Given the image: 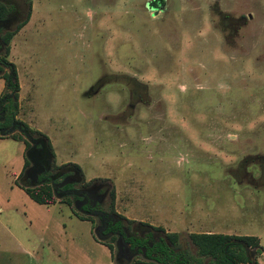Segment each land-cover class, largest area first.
<instances>
[{
	"label": "rangeland",
	"instance_id": "rangeland-1",
	"mask_svg": "<svg viewBox=\"0 0 264 264\" xmlns=\"http://www.w3.org/2000/svg\"><path fill=\"white\" fill-rule=\"evenodd\" d=\"M24 2L15 115L47 136L51 170L106 182L103 208L192 253L189 231L255 234L264 264V0ZM0 148V264L150 263L117 262L68 197L30 199L20 142Z\"/></svg>",
	"mask_w": 264,
	"mask_h": 264
},
{
	"label": "trees",
	"instance_id": "trees-1",
	"mask_svg": "<svg viewBox=\"0 0 264 264\" xmlns=\"http://www.w3.org/2000/svg\"><path fill=\"white\" fill-rule=\"evenodd\" d=\"M7 6V7H6ZM11 6L0 2V17L4 15ZM25 21L22 17L16 21L12 29H6L0 33V77L4 79V89L0 91V104L3 110V117L0 120V127H6L11 121H15L24 127L29 133L35 135L43 141L41 148V161L43 164L53 166V151L47 136L38 129L30 128L25 122L15 117L17 111V90L18 82L13 68V63L6 58L8 53V41L12 33L20 27ZM7 68V70H5ZM2 96H5L2 99ZM15 138H20L19 133L10 132ZM1 136V135H0ZM25 166L29 159L34 158L33 152L28 147L27 140L24 139ZM63 165V164H62ZM60 165V166H62ZM60 166H56L59 168ZM75 166V164H74ZM55 168V169H56ZM15 182L24 189L25 193L35 202L47 204L52 203L54 196L50 185L46 180L36 186H25L16 178ZM152 229L161 230L162 236L153 241V252H146L149 264H258L256 258L247 256L245 247L249 250L253 247L262 249L258 236L255 234H234L219 231H189L187 237L194 246L195 252H189L185 247L180 246L178 242V233L176 231H163L160 226H150ZM145 237H150L149 230H145ZM136 240L144 243V238L136 236ZM256 253V252H252ZM138 260L134 261V263Z\"/></svg>",
	"mask_w": 264,
	"mask_h": 264
},
{
	"label": "flooded vegetation",
	"instance_id": "flooded-vegetation-1",
	"mask_svg": "<svg viewBox=\"0 0 264 264\" xmlns=\"http://www.w3.org/2000/svg\"><path fill=\"white\" fill-rule=\"evenodd\" d=\"M0 2L11 6V8L5 11L4 15L0 17L1 33L6 29H12L14 23L21 19L23 10L26 8V2H24V0H0ZM4 98L5 96H2V99ZM0 110H2L1 104ZM0 117L1 120L3 113ZM11 122H14V125L16 124L15 121ZM8 126L0 127V129H5ZM20 127L25 129L21 125ZM16 130L18 129L15 128L11 132ZM9 133L10 132L6 134ZM17 133L20 134L19 139L23 143L22 163L16 176L19 182H23L25 186H36L46 180L50 185L54 197H68L69 203L75 210L86 216L92 215V230L95 236L100 239L113 240L114 258L117 262H129L137 253L146 256V252H153V241L157 240L162 234L157 235L155 232L149 230L150 237L147 238L145 237V230L147 229L137 230L134 227H128L126 223L122 222V218L117 213L111 211L109 208H103L108 192V184L106 182L91 180L88 183H82L78 168L73 164H63L59 168L51 170L48 163L44 165L43 161H41L40 154L43 141L29 132V137H26L20 130H18ZM24 139L27 140L29 149L33 152V155H35L34 158L31 157L29 159V162L25 166L23 165L25 154ZM76 182H78L79 185H75ZM106 203L109 205V201ZM136 236L143 237L144 243L138 242Z\"/></svg>",
	"mask_w": 264,
	"mask_h": 264
},
{
	"label": "crops",
	"instance_id": "crops-1",
	"mask_svg": "<svg viewBox=\"0 0 264 264\" xmlns=\"http://www.w3.org/2000/svg\"><path fill=\"white\" fill-rule=\"evenodd\" d=\"M4 85V80L2 77H0V87L2 88ZM1 91V90H0ZM19 99V96L17 97V100ZM17 117V114L15 115ZM4 137H10L11 139H15L16 141L20 142V145H21V160L19 161V164L18 166L15 168L14 170V173H13V176H14V182L16 180V176L18 174V171L20 170V167H21V163H22V148H23V143L22 141L19 139V138H15V137H12L11 135H8V134H3L0 136V140L3 139ZM6 157V156H5ZM2 162V149L0 148V163ZM15 184L20 187L16 182ZM21 188V187H20ZM23 189V188H22ZM24 191V189H23ZM25 192V191H24ZM29 197V196H28ZM31 199V198H30ZM198 231H216L214 229H203V230H198ZM221 232V231H219ZM227 233V232H226ZM263 250L261 249L260 252H262Z\"/></svg>",
	"mask_w": 264,
	"mask_h": 264
},
{
	"label": "water",
	"instance_id": "water-1",
	"mask_svg": "<svg viewBox=\"0 0 264 264\" xmlns=\"http://www.w3.org/2000/svg\"><path fill=\"white\" fill-rule=\"evenodd\" d=\"M2 113H3V111L2 110H0V115H2ZM1 118V117H0ZM18 129V130H20V131H22L23 132V134L26 136V137H29V134H28V132L25 130V129H23V128H21L20 127V125L18 124V123H16L15 125H14V122H11V124L7 127V128H5V129H0V134H6V133H8V132H11L13 129ZM246 249H245V252H246V254H247V256H249V257H251L252 256V252H251V250H249L247 247H245Z\"/></svg>",
	"mask_w": 264,
	"mask_h": 264
}]
</instances>
